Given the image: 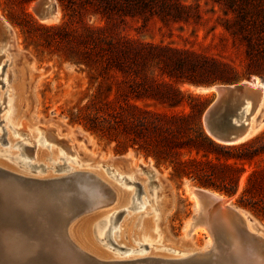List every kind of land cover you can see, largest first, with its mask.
<instances>
[{
    "label": "rangeland",
    "instance_id": "374dc122",
    "mask_svg": "<svg viewBox=\"0 0 264 264\" xmlns=\"http://www.w3.org/2000/svg\"><path fill=\"white\" fill-rule=\"evenodd\" d=\"M36 1L37 0H33L21 7V5L16 4L14 0H0V20L7 24V29L9 31H4L0 23L1 36H3V38L8 37V44L5 50L7 53L2 54L0 60L2 59L1 62L3 61V65H6L4 69V74L6 73L8 76L5 75L4 77V84L6 86H8V84L10 85L9 82H11V80L7 78L11 76L10 69L12 67V64L5 60L8 58L6 54H12L15 59L21 62L25 61L29 64L30 72L28 78L32 85L33 96V106L30 116L32 123L38 121H51L54 126H56V134L60 137H57L58 142L69 143L75 151V155L82 158L85 162L82 163L84 165H78L67 160L66 162L59 161L57 164L62 165V168L70 165L71 168H75L74 170L76 171H90L99 168V164H110L111 166L113 163H120V160L122 162V159L130 152L131 157L125 161L130 164L128 165L129 167L131 166L130 168L150 165L156 170L159 177H162L161 180L166 188L165 190L170 193L172 197V206L166 211L164 222H160L159 225L166 233L165 236H167L168 241H165L164 244L167 246L170 245L171 242H178L184 234L186 223L193 215L194 202L189 199L185 191V186L187 185L189 187L213 191L224 198L231 199L229 204L232 208L245 211L250 220L255 224L257 230H264V212H253L251 209L244 207L238 202L240 192L244 185L245 176H243L239 182L237 192L233 195L225 194L221 189L203 187L197 182L186 178L177 180L171 177L170 168L166 164H161V162L157 163L151 156H147L135 149L117 152L115 151V145L113 143L99 140L96 136L85 131L82 126L69 122L66 113L70 107L83 97L86 79L84 74L79 72L78 68L66 62L61 54L56 52L58 49L57 44H52L48 49L40 48V53H36L33 47L26 48L24 46L21 32L15 25V22L22 21L20 12L23 10L34 22L42 24L33 13V7ZM74 1L75 4L72 6L69 5L68 0H53L56 18L51 21L52 23L50 22L51 24L45 23V25L64 24L69 33L71 32L72 36L75 38H81L84 26L96 29L108 25L111 28V33H114V37L128 39L136 44L159 46L185 53L184 56H188L186 57L189 63L188 65H192L193 68L186 70V72L180 76L181 78L174 79L173 82L176 83L180 91L185 94L204 97L205 109L213 100L214 92L210 89L215 86H227L250 82L255 78L259 82L264 83V0H132L134 2L130 5L124 4L118 6L120 8L117 7L118 10L117 8L115 9L111 16V21L106 20L105 17L98 12L102 11V8H100V0ZM138 1L140 3L136 4ZM141 3L146 5H141ZM160 5L161 10L158 8ZM177 5L182 7V9L178 11V14L174 9ZM96 9H98V11H96ZM159 10L161 14L158 13ZM61 47L63 46L61 45ZM149 73L159 75V70L150 69ZM1 75L0 137L3 135L2 139L6 141V132H8L10 133L13 143L21 140V144L31 151L29 159L31 163H34L31 158L33 157V147L36 146V143L35 145L32 144L33 140L29 137L31 133L34 139L37 140V146L46 153V156L43 157V163H48L47 166H50L51 163L48 157L50 156L51 148L49 149V147H47V149L43 147V138L37 137L38 135L33 130H30V132L27 131V133L18 130L15 134L8 125L6 118L8 110L6 109L7 104L5 102V97L8 98L7 93L10 89L4 87ZM187 79H190L192 82H187ZM198 89H207L210 91L198 92L196 91ZM189 103L190 101L185 98L179 110H183L184 112L188 111ZM155 105V108L161 109L160 105ZM237 108L238 107H233L234 110ZM204 111L200 118L202 126ZM1 116L3 118H1ZM225 116L227 115L221 110L214 117L213 126L218 129L224 128L227 124ZM261 120L263 123L260 129L249 140L256 137L261 138L259 151H261L262 154L256 157L254 161L244 164L247 171L253 168H264V111ZM51 131L53 132L54 129H51ZM42 136L45 137L44 134H42ZM61 137H65L64 139L66 141ZM7 142L8 140L6 143H2L0 140V156H2L0 161L17 169L15 164L19 162L20 165V161L14 157V154L17 152L9 146L7 148ZM41 144H43V146ZM46 144L50 146L51 143L47 142ZM52 149L56 151L58 147L55 148V146H52ZM57 154H59V157H68L67 155L61 156L59 152H57ZM102 165H100L99 169L104 171L105 177L113 184H119L118 186L120 187V182H116L117 179L115 180L114 175L112 173L110 174V170L105 171ZM40 169L41 168H39V170ZM122 170L123 167H121L120 171ZM49 174L54 175L50 171ZM125 177L126 178L123 179L124 186L120 188L136 191V200H140V195L143 193V185L138 181L143 182L144 178L136 177V179L133 180L129 178V175ZM145 177L147 176L145 175ZM146 187L147 184H145V188ZM141 213L142 212H134V210L129 208L128 215H125V218L129 216L135 217L132 227L133 232H131L132 236L136 235L139 230V221L137 220V224L135 222L136 217ZM121 215L123 214L118 215L119 219L111 225V228H116L121 219ZM99 223L100 222H97V224ZM224 223L222 224L224 225ZM219 226L220 225L216 226L214 229L218 231L217 234L214 231V241L217 246H220L221 251L214 249L211 251L212 253L209 252L205 255L194 256L178 264H208L209 261L211 264H233L229 258L230 252L228 248L225 247L227 239L230 238L231 231L225 226ZM55 229L56 232L60 231L59 224L55 225ZM202 230V233L200 232L192 236L191 242L194 248H201L206 243V240L210 241L206 231L204 229ZM21 232L25 236V232ZM89 234L97 250L116 259L123 258L116 256L118 253L121 255L125 254L127 248L120 247L116 245L115 242L112 244L108 240L110 229H108L104 238L105 240H103V245L105 246L95 239L93 228L89 230ZM106 240L107 242L109 241L107 244L105 243ZM114 245L117 247H114ZM141 245H143L141 249L144 250V255L170 256L169 253L161 251L160 245L158 244H148L141 241ZM133 246L137 248V245ZM173 247H176V245ZM119 248L122 250H119ZM54 252L51 255V263L68 264L64 254H61L59 251H56V254ZM113 253L115 255H113ZM44 254V252H40L39 257H43ZM217 254L221 259L215 257ZM144 255H132V257L138 259L140 256ZM193 258L197 259L196 262ZM43 261L32 260L35 264H44ZM45 264L50 263L46 262Z\"/></svg>",
    "mask_w": 264,
    "mask_h": 264
},
{
    "label": "bare ground",
    "instance_id": "6f19581e",
    "mask_svg": "<svg viewBox=\"0 0 264 264\" xmlns=\"http://www.w3.org/2000/svg\"><path fill=\"white\" fill-rule=\"evenodd\" d=\"M0 23L2 29L9 32L7 24L2 20H0ZM47 23L51 24L52 22ZM7 44L8 37L3 38L0 33L1 57L2 54L7 53L5 51ZM6 55L8 58L5 60L12 64L10 69L11 76L7 78L11 80V82H9L10 85L8 84V86H6L4 84V77L6 75V73L4 74V69L6 65H3V61L1 62L2 59L0 60V75L2 73L1 80L4 87H8L11 90L7 93L8 98L4 96L7 104L6 109L8 110V114L6 115L8 125L15 134L18 130H22L25 133L33 130L38 135L37 137L43 138L44 146L43 144L41 145L45 148H51L50 156L48 157L51 165L47 166L48 163H43V157L46 156V153L37 146V140L34 139L31 133L29 137H31L34 143L32 140L31 142L34 145L36 143V146L33 147L34 154L31 158L34 163H31L29 159L31 151L21 144V140L13 143L10 133L6 132L8 140L6 146L7 148L9 146L17 152L14 154V157L20 161V165L19 162L15 164L17 170L0 161V170L18 177V179L9 180V182L8 180H0V187L3 192L1 194L2 200L10 202L16 208L13 214H9L5 217V220L9 227L13 229L12 231H24L28 242L25 241L26 238L24 236H18L16 233L8 234L6 231L4 232L3 227H0V264H35L32 260H44V264L46 262L53 264L50 261L52 260L51 255L54 250L55 252L63 251L64 253L61 252V254L63 253L71 256L70 258L73 256V264H80V262L77 261L79 260V256L86 257L90 264H111L113 262L138 261L147 258L159 259V263L161 264H178L194 256L205 255L214 249L221 251L220 246H217L214 241V232L212 231V233H209L210 224L212 223L210 211L221 212L226 224L230 226L232 230L230 234V243H233L237 247L236 250L232 251L229 255L233 264H264V230L261 229L262 232L259 229L257 230L255 224L250 220L245 211L232 208L229 204L231 199L224 198L213 191L189 187L188 185L185 186V191L189 199L194 202L193 215L186 223L184 234L178 242H171L170 245L167 246L164 244L165 241H168L167 236H165L166 233L159 225L160 222H164L166 211L172 206V197L170 193L166 192V188L161 180L162 177L160 178L156 170L150 165L130 168L131 166H128L130 164L125 162L131 157L130 152L126 154L122 162L120 160V163H113L111 166L110 164H99V168L100 165H102L105 171L110 170V174L112 173L114 175L115 180L117 179L116 182H120L121 186H124L123 179L126 178V175H129V178L133 180L136 179V177H143V182L138 181L143 185V193L140 195V200L137 198L138 201L135 197L136 191L127 190L126 188L123 189L120 188L121 186H118L119 184H113L105 177L104 171L99 168L90 171H76L74 170L75 168H71L69 164V166L65 167L63 165L64 168H62V165H58L57 163L59 161L66 162L67 160L78 165L85 162L82 158L75 155V151L69 143L58 142L57 137L59 136L56 134V126H54L51 121H38L32 123L30 116L33 106V96L32 85L28 78L30 72L29 64L25 61L21 62L15 59L12 54ZM244 83L251 87V92L248 93V98L242 105L241 120L249 127V138H251L260 129L263 123L261 119L264 111V83L259 82L256 78L250 82ZM210 90L213 91V88ZM210 90L198 89L196 91L208 92ZM1 118L3 117L1 116ZM51 129H54V131L52 132ZM42 134H44L45 137L42 136ZM2 136L0 137L1 142L6 143L7 140L4 141ZM64 138L65 137L62 139ZM26 140L28 139L26 138ZM47 142L51 143L50 146L46 144ZM52 146H55V148L58 147L56 151L61 153V156L67 155L68 157H59V154L52 149ZM0 158H2V156H0ZM121 167H123L122 171H120ZM39 168L41 169L39 170ZM49 171L59 176L49 174ZM145 175L147 177H145ZM72 178L81 181L86 187V190H79L72 185L65 186L67 183L71 182ZM61 182L65 184H59ZM94 182L97 183L95 184L96 186L93 185ZM34 183H40L42 188H31ZM145 184H147L146 188ZM199 190L220 199L221 202H215L209 199L208 212L206 214H200V203L194 193V191ZM87 193L96 196L94 204L86 203L88 201ZM79 207L83 208V213L75 217L77 212L76 208ZM129 208L137 213L142 212L136 217L135 223L137 224V220L139 221V230L136 235L133 236L131 232H133L132 227L135 217L129 216L125 218V215H128ZM231 210H233L236 215V220L234 222L231 220ZM54 211L64 212L62 214V220L64 222L62 234L65 237L63 244H61L60 239L56 237L55 221H53L52 218V213ZM119 214L123 215H121V219L116 228L113 229L111 225L115 223L114 219ZM70 216L74 217V219H72L70 223H67L64 219ZM118 219L119 218H117V220ZM97 222L100 223L97 224ZM91 228H93L95 239L99 243H102V245L104 244L103 240H105V235L108 229H110L108 240L112 244L115 242L116 245L127 248L125 254L121 255L118 253L116 256L123 258L116 259L97 250L90 238L89 230ZM215 228L216 225H214V229ZM202 229L208 234L211 244L209 240H206V243L201 248H194L191 242L192 236L200 232L202 233ZM235 231L245 232L248 235L250 239L247 243L248 254L251 258H248L244 250H242L244 245L241 241L239 239H234ZM217 232L218 231H215L216 234ZM141 241L148 244L160 245V250L169 253L170 256L144 255L145 252L141 249L143 248ZM108 242L106 240L105 243L107 244ZM133 245H137V248ZM172 245H176V247ZM119 250L122 249L119 248ZM40 252L45 253L43 257H39ZM113 255L115 254L113 253ZM132 255L144 256H140V258L137 259L132 257ZM196 260L197 259H195V262ZM136 264L144 263L137 262Z\"/></svg>",
    "mask_w": 264,
    "mask_h": 264
},
{
    "label": "trees",
    "instance_id": "16d2710c",
    "mask_svg": "<svg viewBox=\"0 0 264 264\" xmlns=\"http://www.w3.org/2000/svg\"><path fill=\"white\" fill-rule=\"evenodd\" d=\"M31 1L14 0L21 7ZM100 1L102 11H96L108 21L118 6L134 2ZM68 3L73 6L75 1ZM174 9L178 14L182 7ZM20 13L22 21L15 25L26 48L40 53V48L57 44L56 52L85 76L83 97L66 113L70 123L113 143L117 152L135 149L151 156L166 164L177 180L186 178L233 195L245 176L238 202L253 212H264V168L247 171L244 167L262 154L261 138L225 146L206 133L200 121L204 97L185 94L173 82L193 68L185 53L114 37L108 25L84 26L81 38H75L64 24H38L23 10ZM150 69L159 70V75L149 73ZM185 98L190 103L184 112L179 109Z\"/></svg>",
    "mask_w": 264,
    "mask_h": 264
},
{
    "label": "water",
    "instance_id": "95a60500",
    "mask_svg": "<svg viewBox=\"0 0 264 264\" xmlns=\"http://www.w3.org/2000/svg\"><path fill=\"white\" fill-rule=\"evenodd\" d=\"M33 13L36 16L37 20L45 24L47 22H51L56 18V13L54 10V2L53 0H37L33 7ZM251 87L246 85L245 83H239L234 85H227V86H215L213 87L214 97L211 103L207 106L203 113V126L206 131V133L216 142L225 145V146H233L238 145L244 142H247L250 138V130L249 127L242 122L241 115H242V105L246 102V99L248 98V93L251 92ZM233 107H238L236 110L233 109ZM224 111L227 124L224 128L218 129L213 126V120L214 117L220 112ZM12 179H18L17 176L8 173L6 171L0 170V180L6 181L12 180ZM1 182V181H0ZM59 184H65V183H59ZM97 183H93L95 185ZM67 185H72L75 188L79 190H86V187L84 186L81 181L72 178L70 183H67ZM96 186V185H95ZM31 188H42V185L40 183H34ZM202 189V188H201ZM2 189L0 187V227H3L4 232L6 231L9 233H16V235H22V232L20 231H12L13 229L9 227L7 221L5 220V217L9 214H13L14 210L16 208L10 203L2 200L1 194ZM197 199L199 200L200 206L199 211L200 214H206L208 212L209 208V199H212L215 202H221L220 199L211 196L204 191H194ZM88 201L86 203H92L94 204L96 201V196L94 194L87 193ZM78 206V205H76ZM76 215H80L83 213V208L79 207L76 208ZM64 212H57L54 211L52 213L53 221H55V225L59 224L61 228V232H56L57 239H60L61 244H63V240H65L63 233L64 228V222L62 220V214ZM231 220L234 222L236 220V215L233 210H231ZM211 214V220L212 223L210 224V232H214V225H222L230 229V226H228L224 220V216L219 211H210ZM118 216L114 219L117 220ZM74 219V217H69L64 220L67 221V223H70ZM225 222V223H224ZM224 223V225L222 224ZM219 226V227H220ZM241 228V225H240ZM242 229V228H241ZM230 231H232L230 229ZM25 237V236H24ZM26 238V237H25ZM234 239H239L241 243L244 245L242 250H244L245 254L248 258H251L248 254V245L247 243L250 241L248 235L245 232L235 231L234 232ZM26 242H28L27 238L25 239ZM228 248V251L231 253L232 251L236 250V246L233 243H230V238L227 239V242L225 243ZM115 247V245H114ZM63 252V251H61ZM64 253V252H63ZM62 253V254H63ZM65 255V254H64ZM68 264H73L72 261H74L73 256L65 255ZM218 259H221V257L217 254L215 256ZM75 258V257H74ZM76 260V259H75ZM252 260V259H249ZM80 264H88L89 261L84 256H79ZM137 262H143L144 264H159V259H141L138 261H122V262H113L111 264H136ZM90 264V263H89ZM161 264V263H160Z\"/></svg>",
    "mask_w": 264,
    "mask_h": 264
}]
</instances>
